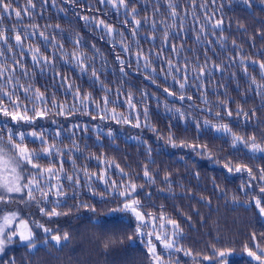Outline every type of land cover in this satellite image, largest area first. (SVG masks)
<instances>
[{"label":"trees","instance_id":"obj_1","mask_svg":"<svg viewBox=\"0 0 264 264\" xmlns=\"http://www.w3.org/2000/svg\"><path fill=\"white\" fill-rule=\"evenodd\" d=\"M169 3L175 4L180 14L175 19L169 14ZM250 4L243 0H215V3L213 0H194V3L193 0H133L128 9L116 10L99 0H32L34 7L28 0H14L12 7L21 12V18L17 19L13 12L10 18L0 19V30L8 37L7 43L0 41V53H3L0 65L15 68L14 82L6 87L18 88L15 83L18 80L25 87L31 84L39 88L49 98V107L53 95L58 104L71 105L72 97L61 86V78L67 77L80 89L81 96L90 94L99 101L105 95L104 89L110 90L107 95L116 103L109 105V109L115 107L117 114L133 123L111 119V111L108 119L101 120L103 113L95 104H90L89 114L77 110L67 117L52 109L48 116L37 118L33 124H17L0 116V134L5 143L11 128L25 134L24 144L29 150L40 152V140L33 141L28 135L37 131L44 133L49 144L55 142L66 153L38 161L41 167L54 164L57 170L63 161L59 183L63 185L64 195L59 203H54L57 199L54 195L50 194L45 202L37 193L32 201L26 196L21 201L18 194H12L9 204H0L3 210L0 216L16 212L29 223L36 244L35 248H29L18 238L14 239L0 254V264H153L147 236L134 235L135 217L131 213L111 211L122 199L118 193L131 182L137 185L134 195L140 200L141 211L151 213L158 222L173 220L179 225L176 243L193 255H185L183 251L173 253L172 261L217 264L216 259H203L211 257L216 249L229 253L227 264H258L247 255L245 246L254 250L256 245L264 248V216L255 206L256 199L264 206V192L260 190L264 185L260 178L264 154L252 153L243 145L233 147L230 134L203 128L204 121L210 125H227L231 133L244 139L254 136L264 146V88H257L258 84H264V78L258 63H252L264 62V0H250ZM133 7L141 21L136 36L131 31L135 27ZM82 17H88V21ZM99 20L112 26V34L97 26ZM217 20L222 23L212 28ZM16 33L22 35L21 46L16 45ZM40 33L48 37V42ZM76 41L80 42L79 47ZM173 45L176 51L172 50ZM124 46L131 51L123 52ZM36 48L52 63L43 68L35 64L32 56ZM138 51L148 57L154 74L150 75L151 69L143 67L144 60L137 64ZM73 54L88 57V72H81L72 59ZM118 55L125 62L123 73ZM168 60L182 69L187 61L188 83L183 90V101L179 99V85L171 75L165 78L161 72L167 68ZM93 67L99 76L95 83ZM199 67L205 69L202 84L195 78ZM194 68L196 72L192 71ZM172 75L179 77L182 73ZM165 87L174 95L169 96ZM18 94L23 98L19 88ZM129 94L136 103L135 111L126 103ZM27 106L31 108L30 104ZM145 108L148 127L144 126ZM177 109L184 114L183 118ZM137 113L141 121L139 128L133 126ZM5 123L8 127H3ZM197 124L201 125L199 130ZM57 130L61 132L59 137ZM109 130L112 136L107 135ZM169 135L177 143L183 140L192 145H206L205 155H198L191 147H172L167 142ZM209 154L212 159L208 158ZM228 163L246 165L256 178L252 179L243 169L229 172L225 167ZM145 165L153 182L143 176ZM103 172L107 175L101 180ZM66 176L78 178L79 183L64 179ZM54 206L67 214L47 216L40 211L41 207L51 210ZM16 223L6 231L16 228ZM38 224L51 232L46 234ZM166 228L173 231L171 224ZM65 232L69 234L68 241L60 245L51 241L52 234ZM129 235L133 236L132 240L127 238ZM105 241H111L108 247ZM157 252L168 255L160 243Z\"/></svg>","mask_w":264,"mask_h":264},{"label":"snow or ice","instance_id":"obj_2","mask_svg":"<svg viewBox=\"0 0 264 264\" xmlns=\"http://www.w3.org/2000/svg\"><path fill=\"white\" fill-rule=\"evenodd\" d=\"M101 4H108L111 5L112 8L119 10L120 8L128 9L129 5L133 2V0H99ZM14 3V0H0V19H3L5 16L11 17V14L14 12L17 19L21 18V12L17 9H14L12 7ZM28 3L31 7H34L32 5V0H28ZM194 3V0H193ZM213 3H215V0H213ZM243 3H245L248 6H251L250 0H243ZM18 7V6H17ZM169 14L173 19L177 18L180 14L177 11L176 5L173 3H169ZM159 11V9H157ZM25 14H27L28 10L27 8L24 9ZM133 12V23L135 27L131 29L132 35L136 36L138 35V29L141 27V21L136 18L138 13H136V9L132 8ZM85 19V21H88V17H82ZM127 21H125V24L127 25ZM222 21L217 20L215 23H213L211 26L212 28H217L220 26ZM97 26H102L103 29L109 33L112 34L113 28L111 25L105 24L103 20H99L97 22ZM153 29H155L156 25L153 23L152 25ZM167 27V25H166ZM201 32L204 31V28L201 27ZM40 35L43 37L45 42H48V37L44 36L43 33H40ZM122 35V34H120ZM28 37V33H24L23 38L26 39ZM165 37H167V33H165ZM154 39V37H152ZM199 36H197V40H199ZM0 41H3L4 43L8 42V37L5 35L3 30H0ZM15 41L17 46L22 45V35L20 33L15 34ZM80 42L76 41V46L79 47ZM62 47V46H61ZM11 50V49H9ZM172 50L176 51L175 46H172ZM131 49L127 46L123 47V52L127 53L130 52ZM3 53H0L2 55ZM136 56V62L139 64L140 60H144L143 67L145 69H151V74L155 73V69L152 68L151 63L148 59V57L144 56L142 51H138L135 53ZM33 62L35 64L40 65L42 68L45 65H49L52 63V61L44 56L39 48H36L33 50V56H32ZM72 59L75 60L77 67L80 68L82 73H86L89 71L90 66L86 63L88 60V57L82 56L79 54H73ZM117 60L120 63V71L124 72L125 62L121 57L118 55ZM19 63V62H17ZM243 63V61H241ZM252 63H258L259 68L261 69V76L264 78V62L260 61H252ZM187 61L185 62V67L182 69L180 66L173 64L171 60L167 61V68L161 69V72L165 73V78H167L169 75H171V78L175 84L179 85V88L181 90L179 94V99L183 101L185 99L183 90L185 89L186 84L188 83V69H187ZM219 68V66H216ZM245 72H247V67L244 68ZM92 76L94 78V83L99 80V76L95 70V68H91ZM193 72H196L197 69H192ZM15 72V68H5L2 65H0V116L4 118H9L11 122L13 123H28L33 124L35 123L36 119H43L46 116L50 114L52 109H56L58 115L61 116H70L74 114L77 110L85 112V114H89L87 110L90 107V104H95L96 108L103 113V115H100L101 120L108 119V113L111 111V119L116 120L117 122H123V123H129L132 124L133 121L128 119L127 117H121L119 114L116 113L115 107H112L109 109V105H115V101L110 100L107 92L110 91L108 89H104L105 95L101 98V100H95L91 97L90 94H85L81 96V91L78 87H74L67 79V77L61 78V86L65 88V91L68 95L72 97L73 103L71 105H67L66 103H60L58 104L55 101V96L51 98V107H49V98L44 95L43 92L40 91L39 88H33L31 84H29L27 87L20 84L18 80H15L16 85L20 90L23 91L24 96L23 98L20 97L18 94V88L13 87L11 90H9L6 85H12L14 82V76L13 73ZM182 73L181 76L172 75V73ZM211 70L209 69V74ZM7 73V76L5 75ZM205 76V69L204 67H199L198 69V75H196L197 80H201L202 77ZM148 78V77H146ZM154 82V81H153ZM253 84H256V80L253 77L252 78ZM203 81L201 80V84ZM200 85H197L199 87ZM257 88H264V84H258ZM47 91V89H45ZM164 91L169 95H174L173 91H170L169 88L165 87ZM147 95V94H145ZM5 98H7V102L5 101ZM188 99H191V97H188ZM126 103L130 109L133 111L136 110V103L133 100V97L131 94L127 96ZM206 103V101H205ZM30 104L31 108H29L27 105ZM103 105V106H102ZM177 112L179 110L177 109ZM243 114L242 112H238V115ZM179 115L181 118H183L184 114L182 112H179ZM219 115V113H217ZM227 115H232V113L229 111L227 112ZM143 117H144V126L148 127V111L147 108L143 110ZM93 119L96 118V115L92 116ZM55 122V121H54ZM134 127H141V121H140V114L137 113L135 117V123L133 124ZM3 127H8L7 123L3 125ZM76 127H79L78 125ZM198 130L201 128L200 124H197ZM203 128L208 129L211 131L212 128H215V131L217 133H223V134H230L232 136L233 141V147H237L238 145H243L245 148H247L252 153H261L264 154V146H262L260 143L256 142V138L249 137L248 139H244L243 137L237 136L233 133H231V129L227 127V125H210L208 121H204ZM86 130V129H85ZM29 136L33 138V141L40 140V143L42 145V149L40 152H36L35 150H29L27 146L24 144L25 139L27 137L23 132H14L11 128H8V134H7V141L4 142V136L0 134V204L7 205L10 203V201L13 198L12 194H18L20 197V200L23 201L25 196L27 197L28 201H32L36 199V194H40L41 200L47 202L50 194L54 195L57 199L54 201V203H59V198L64 195L63 191V185L62 183H59L61 179V172H63V161L61 160L59 170H57L56 166L54 164H50L49 167H41L38 161L42 158L47 157H62L66 153L61 151L56 147L55 142L52 144H49L47 139H45L43 132H37L32 131L28 133ZM61 135V132L57 130L56 137H59ZM108 136H112L111 130L107 133ZM167 142L172 147H191L194 152H197L198 155H205L204 149H206V145L201 146L199 144H188L185 141L181 140L179 143L174 139L173 136L169 135L167 137ZM209 159H212L211 155L208 156ZM116 167H119L116 165ZM227 170L229 172L235 171L240 172L242 169L247 171L249 176L252 179H255L256 177L252 173V170L248 168L246 165L236 164L233 166L231 163H228L225 165ZM122 171V170H121ZM85 175H88V170L85 169ZM94 175V174H93ZM107 175L106 172L101 173L100 179L104 180V177ZM143 176L146 178L149 182L152 181L151 174L147 168V165L144 167ZM260 178L264 180V169L261 170V176ZM64 179L69 180L72 183L78 184L79 179L73 180V177L66 176ZM52 180H57L58 182L56 184L50 183ZM107 183V181H105ZM115 184V181L112 182ZM125 190L122 192H119L118 195L122 199L120 200V204L118 207L112 209L111 211L113 213L116 212H125V213H131L132 216L135 217L137 223L135 227V233L134 235L137 237H148L149 242V252L152 257L153 264H179V261H172V254L178 253V252H184L185 255H193L190 251H186L179 247L176 243V238H178L180 233L179 225L176 223V221L169 220L168 223L172 225L173 232L171 235H169L166 231H157L155 220L156 217H154L151 213H144L141 211V205L140 200L134 195L137 190V185L134 182L128 183L124 185ZM261 192H264V185H261L260 188ZM255 206L259 209L260 215L264 216V206H262V202L260 199L255 200ZM83 207H88L87 205H83ZM40 211L43 215L47 216H59V215H66L67 213H61L57 211V208L54 206L51 208V210H46L44 207L40 208ZM95 211V209H93ZM3 210L0 209V213H2ZM147 217V218H146ZM0 219L3 220V224L0 225V252L4 251V248L6 244L12 242L14 239L18 238L20 242L26 243L29 248H35L36 244L34 241V234L31 228L28 227V224L26 221L21 219L16 212H8L7 214H3L0 216ZM163 219V217H161ZM18 222L20 226H22L23 230L18 229H12L11 231H6V228H11L12 222ZM40 228H43L44 232L46 234L50 233L51 230L48 228H45L42 224L37 225ZM163 225H160V228L163 229ZM151 229L148 232H144V229ZM155 236V239L160 242L162 248L164 249V252H167L168 255L165 256L163 252L158 253L156 251V246L152 244L151 237ZM51 241H54L56 245H60L62 241H68L69 240V234L67 232L61 234H52L51 235ZM129 240L133 239L132 235H129L127 237ZM252 239L255 241L256 237L255 234H253ZM109 243L111 241H105V247L109 246ZM245 251L247 252V255L251 257L253 260L257 261L258 264H264V248H261L259 245L255 246L254 249H250L247 246H245ZM229 253L226 250H216L214 249L213 255L210 256H204V260H210V259H216L217 264H227L226 257Z\"/></svg>","mask_w":264,"mask_h":264},{"label":"rangeland","instance_id":"obj_3","mask_svg":"<svg viewBox=\"0 0 264 264\" xmlns=\"http://www.w3.org/2000/svg\"><path fill=\"white\" fill-rule=\"evenodd\" d=\"M146 218H147V217H146ZM24 221H25V220H24ZM13 222H14V221H13ZM13 222H12L11 225H13ZM26 222H27V221H26ZM2 224H3V220L0 221V225H2ZM27 224H28V227L31 228L28 222H27ZM155 224H156L157 231H166L169 235L172 234L173 231H172L171 229H169V228H166V226L169 225V223H168L167 221L162 220L161 222H158V221L155 220ZM160 225H163V226H164L163 229L160 228ZM7 229H8V228H6V230H7ZM15 229L23 230L22 226H20V225L18 224V222L16 223V228H15ZM150 230H151V229L149 228V229H144L143 231H144V232H148V231H150ZM10 231H11V230H10ZM33 234H34V233H33ZM147 238H148V237H147ZM151 242H152V244H154V245L156 246V251H157L158 243H160V242L157 241V240L155 239V236L151 237ZM21 243H23V242H21ZM1 253H2V252H0V254H1Z\"/></svg>","mask_w":264,"mask_h":264}]
</instances>
